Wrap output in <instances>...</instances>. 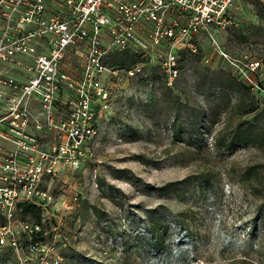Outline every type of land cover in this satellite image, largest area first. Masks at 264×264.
I'll list each match as a JSON object with an SVG mask.
<instances>
[{
  "label": "rangeland",
  "instance_id": "rangeland-1",
  "mask_svg": "<svg viewBox=\"0 0 264 264\" xmlns=\"http://www.w3.org/2000/svg\"><path fill=\"white\" fill-rule=\"evenodd\" d=\"M228 14L196 53L107 42L93 156L47 184L78 200L55 217L20 212L42 224L44 251L6 248L0 264H264V2Z\"/></svg>",
  "mask_w": 264,
  "mask_h": 264
},
{
  "label": "built area",
  "instance_id": "built-area-1",
  "mask_svg": "<svg viewBox=\"0 0 264 264\" xmlns=\"http://www.w3.org/2000/svg\"><path fill=\"white\" fill-rule=\"evenodd\" d=\"M233 1L0 0V250L44 251L42 224L18 217L25 205L41 218L73 210L72 186L62 182L55 197L47 184L73 177L93 156L107 42L141 53L164 44L196 53V35L232 24ZM144 24L149 43L138 33Z\"/></svg>",
  "mask_w": 264,
  "mask_h": 264
},
{
  "label": "trees",
  "instance_id": "trees-1",
  "mask_svg": "<svg viewBox=\"0 0 264 264\" xmlns=\"http://www.w3.org/2000/svg\"><path fill=\"white\" fill-rule=\"evenodd\" d=\"M32 209H37V208H35V207H33V206H30V205H25L24 207H23V212H31L32 211ZM39 210V209H38ZM37 210V215H38V217H40V215H39V213L38 212H40V211H38ZM195 260H192V261H187L185 264H193V262H194Z\"/></svg>",
  "mask_w": 264,
  "mask_h": 264
}]
</instances>
